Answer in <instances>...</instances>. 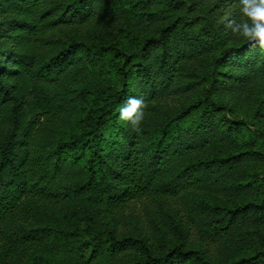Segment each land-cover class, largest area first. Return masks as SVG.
I'll use <instances>...</instances> for the list:
<instances>
[{
	"label": "trees",
	"instance_id": "16d2710c",
	"mask_svg": "<svg viewBox=\"0 0 264 264\" xmlns=\"http://www.w3.org/2000/svg\"><path fill=\"white\" fill-rule=\"evenodd\" d=\"M237 3L0 0V264H264V50L225 34Z\"/></svg>",
	"mask_w": 264,
	"mask_h": 264
},
{
	"label": "clouds",
	"instance_id": "9594fccd",
	"mask_svg": "<svg viewBox=\"0 0 264 264\" xmlns=\"http://www.w3.org/2000/svg\"><path fill=\"white\" fill-rule=\"evenodd\" d=\"M239 19L229 15L221 16L225 34L243 39L249 44L264 50V0H238ZM147 103L141 97H129L120 107L118 118L126 122L133 132L142 131Z\"/></svg>",
	"mask_w": 264,
	"mask_h": 264
}]
</instances>
